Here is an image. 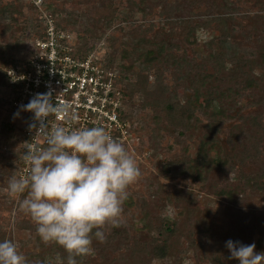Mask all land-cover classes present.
<instances>
[{"label":"rangeland","instance_id":"rangeland-1","mask_svg":"<svg viewBox=\"0 0 264 264\" xmlns=\"http://www.w3.org/2000/svg\"><path fill=\"white\" fill-rule=\"evenodd\" d=\"M0 1L3 5L11 4L13 8L12 13L0 17V235L4 234L5 239L17 243L28 264H41L40 261L44 260L47 264H67L69 255L64 253L65 249L60 244L43 241L37 232L36 222L19 209V200L27 192L17 197L10 194L8 189L10 178L17 177L24 115L18 110L19 115L14 116L18 111L10 107L9 100L13 94L6 86L5 75L9 68H22L25 65L34 42L43 38V34H33L32 27L40 23L44 31L45 16H52L51 9H55V16H52L56 18L55 23L59 24L64 34L69 35L66 41L69 46L72 45V49L74 47V52L92 54V60H101L102 78L109 79L110 85L120 90L118 109L115 110L125 125L123 132L115 133L112 137L126 147L141 173L127 189L129 195L122 205L119 226L105 224L101 230L106 240L101 242L93 236L92 252L84 257H76L78 264H121L114 258L116 253L112 249L109 253L106 251L111 244L121 242L122 249L129 246L133 239L141 242L152 239L160 241L161 236L155 231L139 228L138 220L144 202L165 221L175 219L181 229H186L189 220L208 226L217 222L239 234L243 244L256 240V228L253 227L252 234H249L248 223L251 221L257 225L264 219V200L257 195L246 200L243 194L235 193L231 179L237 175L240 164L234 168L228 167L226 174L217 168L211 169L204 177L183 164L186 158L196 156L203 131L207 128L205 125H218L221 128L219 135L225 138L240 121L233 116H225L220 108L212 110L202 96L194 94L196 89L191 83L192 76L187 75L186 84L177 81L171 68L166 69L163 75L170 89L167 98L171 103L178 101L193 105V117L190 119L193 126L189 129L158 122L157 117L167 111L166 104L162 107L144 104L139 94L129 97L127 90L129 82L134 84L136 78L137 83L141 84L147 80L148 89H153L154 71H146L142 62L138 64L132 60L136 52L140 54L144 50L149 40L157 36L164 38L171 33L172 42L180 46L179 54L184 52L190 57L200 58L207 53L209 41L218 35L214 22L207 27L203 23L206 24L205 19L219 15H233L241 24L238 26L233 21L237 34L236 38L227 41L226 54L254 57L255 48L250 37L264 36V10L259 9V0ZM167 14L171 16L170 19L166 18ZM180 19L193 21L191 27L171 24ZM212 45L216 47V44ZM87 46H92L91 50L86 49ZM124 49L130 53L126 58L121 56ZM122 64L132 65L127 75L131 81L124 78L126 71ZM135 85L138 84L135 82ZM237 99L242 113L247 117L242 127L245 131H252L250 120L254 114H261L260 119L264 124V82L247 87ZM260 155L264 158L262 148ZM250 167L255 165L247 159L242 168L247 170ZM221 190L230 191L231 196ZM193 226L194 229H191L195 240L205 243L203 235ZM184 238L181 236L179 239L182 247L187 245ZM211 258L210 252L195 258L190 249L179 255V261L183 264L208 263ZM139 264L162 263L152 259Z\"/></svg>","mask_w":264,"mask_h":264},{"label":"trees","instance_id":"trees-1","mask_svg":"<svg viewBox=\"0 0 264 264\" xmlns=\"http://www.w3.org/2000/svg\"><path fill=\"white\" fill-rule=\"evenodd\" d=\"M257 5L260 10H264V0H259ZM11 6V4L3 5L0 1V17L6 13H12L11 9L13 8ZM51 10L54 17L55 9ZM170 17L167 14L166 18L170 19ZM205 20L206 24L204 22V26L214 22V29L218 32V35L212 37L213 39L211 38L212 40L209 41L208 51L205 55L197 58L195 56L190 57L184 52L179 54L177 51L180 46L172 42L173 34L167 33V37L164 38L157 36L153 40H149L147 45H143L144 50L140 54L136 52V56L132 58L135 63L142 62L146 71H154L153 89H148L147 80L141 84L137 83L136 78L135 82L138 85H135V82L134 84L129 82L127 94L129 97L139 94L144 104L158 107L166 104V113L162 112L157 117V121L169 123L182 129H189L193 126V123L190 124V119L193 117L194 107L189 102L176 101L171 103L168 101L167 96L170 94V89L168 84L164 82L163 75L166 69L171 68L174 79L180 82L184 81L185 84L187 75H191V83L196 89L194 94L202 96L206 105L210 106L212 110L220 108L224 111L225 116L230 118L233 116V118L240 121V124L236 128H232L225 138L219 135L221 128L218 125H205L207 128L203 131L196 156L186 158L183 164L190 167L194 172L196 171L201 177H204L206 172L214 168L222 170L226 174L229 172L228 167L234 168L240 164V170L235 178L231 179L235 193L243 194L246 200L253 197V195H257L261 200H264V158L260 155V148L264 149V124L260 119L261 114H254L250 120L252 131H245L242 127L247 117L242 113L237 99L247 87L258 82H264V36L250 37L252 46L255 48L254 57L244 58L241 54L228 56L225 46L227 41L236 38V26L233 25V21L234 23L237 22L236 18L233 15H219L210 20ZM192 22L180 19L178 21L174 20L171 24L191 27ZM237 23L238 26H241L239 22ZM56 24L59 26L58 23ZM41 30L43 31V27L40 23H35L32 27V33L35 35L43 34ZM86 31L87 33L90 32L88 28H86ZM97 38L98 35L95 36V39ZM77 44L79 45V42ZM212 44H216V47L214 48ZM91 47L87 46L86 49L91 50ZM129 54L124 49L121 56L126 58ZM11 65L14 64L11 63ZM121 67L126 71L124 76L126 81H131L130 78H127V75L132 65L122 64ZM5 76L6 86L11 88L12 86L8 81L9 77ZM20 134L22 135V130ZM18 158L17 165H20L21 160L20 157ZM247 159L255 167H250L247 170L243 169L242 164ZM221 191L222 193L227 192L225 190ZM228 193L231 196L230 191ZM142 205V215L138 220L140 230L155 231L157 235L161 236V239L160 241L152 239L149 242L133 239L129 246L122 247V249L121 242L111 244L106 251L109 253V250L111 252L112 249V252L116 253L114 258L120 261L121 264H139L152 259L160 261L162 264H166V262L167 264H183L179 261V255L189 249L193 250L195 258H200L210 252L212 258L208 259V263L202 264H238V260L231 257L225 243L229 239L240 241L241 236L239 234H235L234 231L223 227L217 222H212L208 226L197 222L191 223L190 220L187 221V227L184 230L181 229L175 219H166L165 221L161 216L158 217L157 211L150 209L147 203L144 202ZM252 223L251 221L248 223L250 226L249 234H252L253 227H255L257 238L254 242L247 241L246 244L255 243V251L264 252V219L259 221L257 225ZM193 225L197 227L196 231L203 235L205 243L195 240L192 230L194 229ZM181 236L186 239L187 245L185 247L180 246L179 239ZM0 240H5L4 234L0 235ZM66 252L65 250L64 253ZM45 261L40 262L41 264H47Z\"/></svg>","mask_w":264,"mask_h":264},{"label":"clouds","instance_id":"clouds-1","mask_svg":"<svg viewBox=\"0 0 264 264\" xmlns=\"http://www.w3.org/2000/svg\"><path fill=\"white\" fill-rule=\"evenodd\" d=\"M21 110L34 114L29 124L46 146H24L29 164L26 176L9 180L10 194L19 197V209L37 224L45 242H56L69 253L67 264H78L76 257L92 252L93 236L106 240L101 228L120 224L128 187L140 176V169L126 147L103 126L69 128L49 127L48 118L60 114L75 118L70 103H57L52 92L37 93ZM19 111L14 113L18 116ZM95 229V231H93ZM238 264H264V252L255 243L243 244L229 239L225 243ZM0 264H28L11 239L0 240Z\"/></svg>","mask_w":264,"mask_h":264},{"label":"built area","instance_id":"built-area-1","mask_svg":"<svg viewBox=\"0 0 264 264\" xmlns=\"http://www.w3.org/2000/svg\"><path fill=\"white\" fill-rule=\"evenodd\" d=\"M43 38L37 39L31 55L22 68L11 67L7 71L13 97L10 107L23 112L20 165L17 177L28 174L29 164L24 159V146L42 149L44 139L29 129L34 114L21 110L37 93L52 92L57 103H70L75 118L71 121L56 114L48 118L49 127L57 124L69 128L103 126L112 136L123 132L124 123L118 117L120 90L102 78V61L92 60V54H76L51 16H45ZM18 84V85H17ZM112 87V88H111Z\"/></svg>","mask_w":264,"mask_h":264}]
</instances>
